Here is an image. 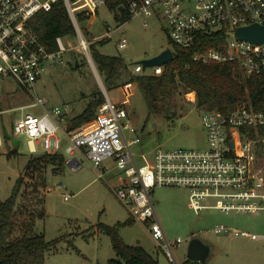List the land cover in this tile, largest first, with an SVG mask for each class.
<instances>
[{
  "label": "built area",
  "instance_id": "obj_1",
  "mask_svg": "<svg viewBox=\"0 0 264 264\" xmlns=\"http://www.w3.org/2000/svg\"><path fill=\"white\" fill-rule=\"evenodd\" d=\"M131 17L147 18L161 15L167 23L172 43L183 49H193L192 58L200 63H235L251 76L264 71V41L260 43L240 39L235 31L252 24L264 25V0H119ZM64 3L76 30V50L93 62L90 44L112 35L107 26L100 37L88 36L78 15L95 16L106 0H0V78L11 76L20 86L31 90L43 74L45 63L63 61V54L72 49L70 38L56 37L57 50L48 51L39 41L30 21L41 11H49ZM225 31L224 49L201 47V32ZM128 39L117 42L119 51L128 46ZM171 48V46H170ZM173 51V49L171 48ZM174 54V53H173ZM165 65V64H164ZM164 65L150 66L147 73L142 62L134 64L131 74L160 75ZM132 82L119 86L124 92ZM136 83V82H134ZM192 101L196 94L190 91ZM105 102L97 109L93 121L76 130L68 129L71 108L67 104L46 108L47 100L36 96L29 105L13 108L20 114L10 121L12 135H24L31 152L42 145L44 153H61L64 139H68L66 164L76 171L83 167L77 155L82 150L96 168L118 171V182L113 189L134 221H140L152 238L176 262L173 249L184 241L180 236L170 241L156 213L152 191L158 187H182L189 192V201L198 214L205 209L221 212L264 211V110L250 104L237 105L228 112L203 109L202 122L207 132L205 148L157 147L150 154H137L134 146L141 142L135 133L124 106L127 100L114 102L103 90ZM40 105L42 115L25 112L27 106ZM0 109V147L4 144V114ZM105 161H111L104 164ZM105 171L99 173L104 177ZM66 197V196H65ZM217 233L230 228L217 224ZM236 234L252 236L246 231ZM194 237H190V240ZM187 259V257H186ZM185 259V260H186ZM177 264V263H176ZM189 264H204L191 261Z\"/></svg>",
  "mask_w": 264,
  "mask_h": 264
},
{
  "label": "rangeland",
  "instance_id": "obj_2",
  "mask_svg": "<svg viewBox=\"0 0 264 264\" xmlns=\"http://www.w3.org/2000/svg\"><path fill=\"white\" fill-rule=\"evenodd\" d=\"M146 20L147 25L143 16L129 17L127 14L117 19L115 13L103 4L95 19L86 20L82 26L95 37H100L110 26L112 35L99 45L100 51L121 55L133 69L135 63L159 54L172 43L162 14ZM121 37H126L129 43L127 48L119 51L116 42ZM71 40L73 48L63 54V61H47L41 79L31 90L20 86L11 76L0 78V109L9 110L4 114L6 124L20 114L13 108L33 103L36 96L47 100L46 108L67 104L71 114L75 115L82 112L100 91L103 92L101 77L98 78L89 60L76 50V39ZM151 70L148 67L146 72ZM179 91L181 93L175 95L177 114L174 118L150 112L147 101L134 82L124 92L120 93L117 88L109 93L114 102L127 100L124 106L136 131H126V134L130 138L134 135L141 138V142L134 146L137 154L141 151L150 154L157 147H207L203 109L191 100V92L184 94L182 87ZM24 111L35 115L46 112L40 105L27 106ZM68 143L69 140L64 139L61 153L65 157H70L66 153ZM8 145L11 149L16 148L11 154L8 153ZM43 153L42 145L37 146V152H31L24 135L10 134L7 142L4 139L0 147V202L11 194L30 157ZM77 155L83 162L81 169L73 171L66 164L63 171L53 172L51 168L46 171V215L36 222V226L45 233L46 239H62L53 252L46 254L44 264H109L110 259L118 257L110 237L98 231L96 226L98 223L113 225L131 218L113 189L118 182L117 169L113 167L106 171L94 167L82 150L78 149ZM101 171H105L104 177L99 176ZM152 198L167 238L170 241L178 236L184 239L173 249L176 262L170 259L140 221L122 227L120 233L127 244H140L159 264H183L192 235L210 247L207 264H264V211L221 212L205 209L197 214L189 201L188 190L182 187L155 188ZM217 224H223L230 230L217 233L213 230ZM236 230L256 234V238L236 234Z\"/></svg>",
  "mask_w": 264,
  "mask_h": 264
},
{
  "label": "trees",
  "instance_id": "obj_3",
  "mask_svg": "<svg viewBox=\"0 0 264 264\" xmlns=\"http://www.w3.org/2000/svg\"><path fill=\"white\" fill-rule=\"evenodd\" d=\"M105 4L115 13L116 18L130 15L122 9L119 0H106ZM126 13V14H125ZM87 17L78 15L82 25ZM37 32L39 41L48 51H56V37L74 38L76 30L64 3L56 4L49 11H41L30 21ZM200 46L224 49L227 35L225 31L201 32ZM106 39L90 44L93 62L109 94L126 82H136L137 87L148 103L150 112L165 114L174 118L176 112V93L194 91L196 106L201 109L228 112L241 104H250L255 110H264V71L247 75L235 63H200L192 58L198 49H183L171 43L174 58L164 65L160 75L138 74L130 72V67L121 55H109L100 51L99 45ZM85 57V56H84ZM86 59V57H85ZM87 60V59H86ZM128 77V78H125ZM102 91L90 101L82 112L72 116L68 122L69 130L81 128L96 116L97 109L105 102ZM11 124H4L3 131L7 139ZM12 147L8 145V153ZM66 157L62 153H43L32 155L15 181L11 194L0 202V264H44L47 253L55 250L62 237L46 239L45 233L38 230L36 222L46 215L44 208V187L46 171H63ZM128 218L113 225L98 223L97 230L107 234L118 258L110 259L109 264H159L158 260L140 244L129 245L121 236V228L133 224ZM186 259L183 264H189Z\"/></svg>",
  "mask_w": 264,
  "mask_h": 264
},
{
  "label": "water",
  "instance_id": "obj_4",
  "mask_svg": "<svg viewBox=\"0 0 264 264\" xmlns=\"http://www.w3.org/2000/svg\"><path fill=\"white\" fill-rule=\"evenodd\" d=\"M235 34L240 39H248L253 42L260 43L264 41V25L252 24L244 27H239L236 29ZM173 58H174L173 51L171 50L170 47H167L159 54L151 58L144 59L141 62L146 68L154 65H164ZM89 62L92 65L98 78H100L94 62H91L90 60ZM102 87L103 90H105V87L104 86ZM15 150L16 148L12 149V151ZM209 254H210V247L200 238L196 236L192 237L188 246L187 259L191 261H201L202 263L207 264V258L209 257Z\"/></svg>",
  "mask_w": 264,
  "mask_h": 264
},
{
  "label": "crops",
  "instance_id": "obj_5",
  "mask_svg": "<svg viewBox=\"0 0 264 264\" xmlns=\"http://www.w3.org/2000/svg\"><path fill=\"white\" fill-rule=\"evenodd\" d=\"M123 9V8H122ZM112 11V10H111ZM112 12H114V11H112ZM95 17H96V15L95 16H91V17H89V18H87L86 20H90V19H95ZM86 31H87V29H86ZM88 33H89V31H88ZM90 35V34H89ZM91 36V35H90ZM76 115V114H75ZM72 116H74V115H70V118L72 117Z\"/></svg>",
  "mask_w": 264,
  "mask_h": 264
}]
</instances>
